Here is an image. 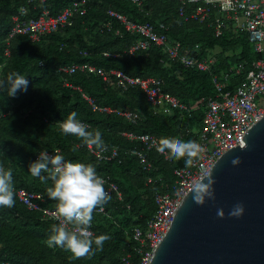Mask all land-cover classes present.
<instances>
[{"label": "trees", "instance_id": "1", "mask_svg": "<svg viewBox=\"0 0 264 264\" xmlns=\"http://www.w3.org/2000/svg\"><path fill=\"white\" fill-rule=\"evenodd\" d=\"M74 1L78 0H34L28 6L27 17L36 18L43 9L55 15ZM25 2L0 0V80H6L10 72H19L28 81L27 89L17 90L14 96L0 89V165L12 170L15 189V205L0 207V264H123V256L133 249L130 231L135 226H145L156 208L154 193L167 191L168 184L173 182V170L185 164L184 159L167 160L151 149L149 160L153 168L146 171L130 153L143 144L123 133H149L158 140L174 137L195 141L203 112L197 110L191 118L177 109L155 112L138 87L122 91L94 73H65L59 68L87 63L130 77L157 78L163 92L185 104L213 95L209 71L183 67L163 47L150 44L130 53V47L143 37L127 31L109 15V10L133 21L153 24L166 34L168 42L181 44V53L192 51L199 44L196 55L215 56L219 72L241 63L242 70L230 76L227 89L233 90L243 80L261 54L253 51L247 33L231 27V22L220 36H215L212 22L215 17L225 20L224 14L213 11L203 22L185 19L188 12L179 14L177 0H142L140 5L124 0H86L87 13L75 16L73 24L61 31L41 35L35 41L26 34L9 36L12 16ZM159 24L164 28L160 29ZM72 112L77 113V119L89 131L101 132L105 146H117L115 158L100 161L79 138L59 131L58 122ZM118 112H131L136 121L130 122ZM56 147L66 161L93 165L97 174L108 176L121 192L120 199L113 193L111 200L102 205L109 216L93 212V236L107 234L110 239L105 241L102 251L93 245L94 254L81 259H69V251L48 247L51 225L57 222L29 210L16 194L19 189L39 192L44 197L42 205L56 206L57 202L50 200L46 191L52 182H42L29 172V164L36 161L38 151ZM148 177H152L151 182Z\"/></svg>", "mask_w": 264, "mask_h": 264}, {"label": "built area", "instance_id": "2", "mask_svg": "<svg viewBox=\"0 0 264 264\" xmlns=\"http://www.w3.org/2000/svg\"><path fill=\"white\" fill-rule=\"evenodd\" d=\"M124 1L140 5L142 0ZM177 1L179 3V14L183 15L186 11L188 12L185 19L195 18L203 22L211 16L213 11L224 14L225 20L215 17L212 22L215 36H220L223 29L227 27L228 22H231L236 30L247 33V39L253 51L261 54V58L253 61L243 80L235 85L233 90L227 89L228 81L232 74L240 73L243 68L241 63L229 67L226 71L219 72L216 57H198L196 55L199 51V44H196L192 51L186 50L181 53V44L179 42H168L166 34L159 32L153 24L133 21L126 15L112 10L108 11L109 15L118 19L127 31L138 33L143 37L130 47L128 50L130 53L138 49H146L150 44L163 47L165 52L170 57L178 59L183 67L209 71L214 88L213 95L200 98L191 104H185L175 96L163 92L161 80L157 78L130 77L118 70L107 71L102 67L87 63L71 64L59 68L60 71L65 73H73L77 70L94 73L106 83L115 85L122 91L138 87L143 90L146 100L153 106L155 112L167 113L171 109H177L185 112L189 118L197 110L201 109L203 112L201 128L195 137V141L203 149L200 158L195 160L190 168L186 167L185 164L175 168L172 172L173 182L168 184L167 191L154 193L155 211L146 220L144 227L135 226L130 231L129 239L133 243V249L131 253L123 256V264H149L152 253L170 226L181 199L198 180L209 173V169L220 155L230 148L236 147V145H244L246 132L252 124L264 115V0ZM33 2L34 0H26L24 4L19 6L17 13L12 16L13 25L9 36L26 34L31 40L35 41L41 35L61 31L71 26L75 16L87 13L86 0H78L55 15L50 14L47 9H43L36 18H28V6ZM159 28L163 29L164 25L159 24ZM4 54L5 56L9 55L8 49H5ZM118 113L124 115L130 122L134 123L136 121V115L131 112ZM123 135L143 144L140 148H132L130 153L137 157L144 170L150 171L153 165L149 160V151L151 149L157 151L158 138L149 133L133 134L124 132ZM90 150L100 161L111 160L118 154L117 146L114 145L105 146L104 150L96 148ZM40 152L63 156L61 149L56 147L38 151L35 154V160H37ZM162 155L166 156V154ZM97 175L104 179L105 190L110 195L116 194L120 199L121 192L117 183L108 176ZM147 181L151 182L152 177H148ZM16 194L29 210L41 213L44 219L59 222L53 215L55 207L42 205L44 197L41 193L19 189ZM96 212L109 216L103 206L97 208ZM90 231L93 233L92 227Z\"/></svg>", "mask_w": 264, "mask_h": 264}, {"label": "water", "instance_id": "3", "mask_svg": "<svg viewBox=\"0 0 264 264\" xmlns=\"http://www.w3.org/2000/svg\"><path fill=\"white\" fill-rule=\"evenodd\" d=\"M244 139L204 176L216 180L215 200L195 203L193 187L181 199L149 264H264V115ZM237 156L241 163L234 166L231 160ZM237 203L244 205L243 215L229 216ZM220 208L224 218L217 216Z\"/></svg>", "mask_w": 264, "mask_h": 264}, {"label": "clouds", "instance_id": "4", "mask_svg": "<svg viewBox=\"0 0 264 264\" xmlns=\"http://www.w3.org/2000/svg\"><path fill=\"white\" fill-rule=\"evenodd\" d=\"M27 84L24 75L10 72L6 80H0V89H6L8 95L14 96L17 90H26ZM58 124L62 134L79 138L89 149L95 146L98 150H104L101 132L89 131L87 126L77 119L76 112L70 113ZM156 148L158 152L166 154V159H184L185 166L189 168L200 158L203 151L201 145L194 140L184 141L174 137L160 138ZM231 163L234 166L239 165L241 158L234 157ZM29 172L32 177L39 178L42 182H52V186L46 189L47 196L57 202L53 215L59 222L51 225L47 246L69 251L72 254L69 259H81L94 254L93 245L96 250L102 251L110 236L102 234L94 237L90 229L94 210L110 201L111 196L105 190V181L97 175L95 167L82 162L66 161L60 154L49 155L48 152H40L37 160L29 164ZM42 173H47V176ZM215 183L212 174L197 181L192 189L194 202L203 205L206 199L215 200ZM14 197L13 172L0 165V207H13ZM244 211V205L237 203L228 215L239 218ZM217 216L225 217L223 208L217 210Z\"/></svg>", "mask_w": 264, "mask_h": 264}, {"label": "rangeland", "instance_id": "5", "mask_svg": "<svg viewBox=\"0 0 264 264\" xmlns=\"http://www.w3.org/2000/svg\"><path fill=\"white\" fill-rule=\"evenodd\" d=\"M230 26H231V25H230ZM231 27H233L234 29H236V27H235V26H233V25H232ZM240 31H242V30H240ZM216 51H217V49H215V52H216Z\"/></svg>", "mask_w": 264, "mask_h": 264}, {"label": "crops", "instance_id": "6", "mask_svg": "<svg viewBox=\"0 0 264 264\" xmlns=\"http://www.w3.org/2000/svg\"><path fill=\"white\" fill-rule=\"evenodd\" d=\"M252 47V46H251ZM215 57V56H214ZM165 158V157H164ZM167 160H169V159H167Z\"/></svg>", "mask_w": 264, "mask_h": 264}]
</instances>
